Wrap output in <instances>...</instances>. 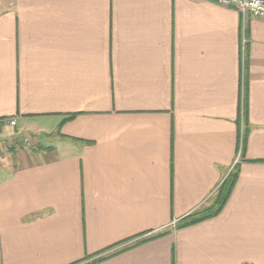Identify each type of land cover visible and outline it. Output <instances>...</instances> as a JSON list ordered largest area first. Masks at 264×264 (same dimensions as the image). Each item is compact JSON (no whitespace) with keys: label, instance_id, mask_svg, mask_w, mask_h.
Instances as JSON below:
<instances>
[{"label":"crops","instance_id":"crops-1","mask_svg":"<svg viewBox=\"0 0 264 264\" xmlns=\"http://www.w3.org/2000/svg\"><path fill=\"white\" fill-rule=\"evenodd\" d=\"M0 122L32 146L0 165V264L110 247L92 264H264V19L206 0L4 3ZM238 162L220 214L175 229Z\"/></svg>","mask_w":264,"mask_h":264},{"label":"trees","instance_id":"trees-1","mask_svg":"<svg viewBox=\"0 0 264 264\" xmlns=\"http://www.w3.org/2000/svg\"><path fill=\"white\" fill-rule=\"evenodd\" d=\"M241 115H242V113H241ZM241 115H240V118L238 119V128H239V134L243 135L242 136V141H243L242 149H244L245 144H246L247 139H248L250 128L245 123V121H246V109H244L242 117H241ZM74 117H75V115H72V116H69L66 119L71 120ZM241 119L244 120V128L242 127ZM14 150L15 149L12 148V151H14ZM239 170H240V164L238 162V163L235 164L233 170L228 174V176L222 181V183L218 187L217 192H216V196L214 198V201H212V203L210 205L200 207L197 210H195L194 212L190 213L188 216H186L183 219L179 220L177 222V224L175 225V229H182V228H186V227H189V226H192V225H196V224H198L200 222H203V221H206V220H209V219H211L213 217L218 216L220 214V212L223 210L224 206L226 205L228 199L231 196V193H232V191H233V189L235 187V184L237 182V179H238ZM167 233L168 232L160 233L159 235H157V237L158 236H163V235H165ZM149 239H145V240H149ZM145 240H143V241H141L139 243H142ZM139 243H137V244H139ZM117 245H119V244H117ZM134 245L135 244H132V245L124 248L123 250L130 249ZM111 248L112 247L108 248L105 251H108ZM105 251H103V252H105ZM103 252L87 256L84 259V261H89L86 264H92V263L98 262L100 260H103V259L113 255V254H108V255H105L103 257L97 258Z\"/></svg>","mask_w":264,"mask_h":264},{"label":"built area","instance_id":"built-area-1","mask_svg":"<svg viewBox=\"0 0 264 264\" xmlns=\"http://www.w3.org/2000/svg\"><path fill=\"white\" fill-rule=\"evenodd\" d=\"M218 3L225 7L236 9L245 19L248 16L264 19V0H206ZM243 116V111H242ZM6 123L10 126H16L15 119H9Z\"/></svg>","mask_w":264,"mask_h":264},{"label":"rangeland","instance_id":"rangeland-1","mask_svg":"<svg viewBox=\"0 0 264 264\" xmlns=\"http://www.w3.org/2000/svg\"><path fill=\"white\" fill-rule=\"evenodd\" d=\"M12 1L13 0H0V7L1 6L3 7L4 3L12 2ZM0 125H1V122H0ZM13 127H15V126H13ZM242 127L244 128V125ZM0 131H1V126H0ZM30 137L32 139L31 134H30ZM7 140H9V139H7ZM22 143L28 145V143L24 142L23 140H22ZM22 146H23V144H22ZM22 146H21L20 142L13 141V140H9L6 142L0 141V165H6L8 162H11L12 164H15L16 162L23 163L21 161H25V160H23V158H22L23 156H21V154H27V156H28V154H30V151H29V153L28 152L23 153V151L28 150V149L31 150L32 146H27L28 147L27 149L22 148ZM12 148H14L15 150L12 151ZM17 153L20 154V157H18V159L15 161L14 158L16 156H18ZM32 159H34V158L32 157ZM176 224L177 223L175 222L173 226L175 227Z\"/></svg>","mask_w":264,"mask_h":264}]
</instances>
